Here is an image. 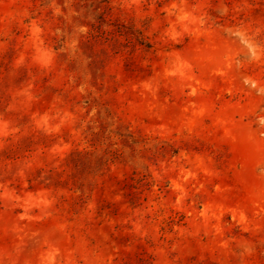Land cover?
<instances>
[{"label": "rangeland", "instance_id": "374dc122", "mask_svg": "<svg viewBox=\"0 0 264 264\" xmlns=\"http://www.w3.org/2000/svg\"><path fill=\"white\" fill-rule=\"evenodd\" d=\"M0 264H264V0H0Z\"/></svg>", "mask_w": 264, "mask_h": 264}]
</instances>
